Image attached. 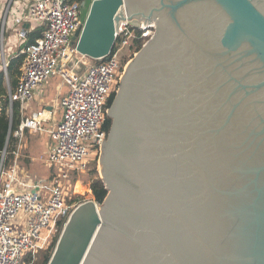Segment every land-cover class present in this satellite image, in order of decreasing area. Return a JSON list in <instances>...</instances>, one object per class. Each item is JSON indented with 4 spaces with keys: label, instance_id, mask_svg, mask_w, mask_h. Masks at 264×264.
<instances>
[{
    "label": "water",
    "instance_id": "obj_1",
    "mask_svg": "<svg viewBox=\"0 0 264 264\" xmlns=\"http://www.w3.org/2000/svg\"><path fill=\"white\" fill-rule=\"evenodd\" d=\"M79 17L94 61L120 21L154 34L106 108L107 194L47 264H264V0H82Z\"/></svg>",
    "mask_w": 264,
    "mask_h": 264
},
{
    "label": "built area",
    "instance_id": "obj_2",
    "mask_svg": "<svg viewBox=\"0 0 264 264\" xmlns=\"http://www.w3.org/2000/svg\"><path fill=\"white\" fill-rule=\"evenodd\" d=\"M80 3L0 0V72L5 78L9 56H24L18 82L8 94V114L14 103L19 107L20 123L14 132L18 144L8 166H4V153L0 158V264H33L26 258L46 250L58 226L63 229L75 208L84 203L78 199L76 185L94 160L98 164L102 140L107 137L103 129L106 104L126 65L121 68V60L133 41L140 40L143 46L154 34L153 25L136 30L126 20L120 21L109 59H88L76 52L72 40L81 26ZM37 27L43 28L41 36L27 44V34ZM53 76L68 88L60 99L61 117L55 124L52 108L30 109L38 99L37 91ZM28 110L31 113L26 115ZM26 130L46 133L51 140L44 158L51 172L46 180L30 178L21 164Z\"/></svg>",
    "mask_w": 264,
    "mask_h": 264
},
{
    "label": "trees",
    "instance_id": "obj_3",
    "mask_svg": "<svg viewBox=\"0 0 264 264\" xmlns=\"http://www.w3.org/2000/svg\"><path fill=\"white\" fill-rule=\"evenodd\" d=\"M43 28H35L32 31H30L26 36V42L27 44L33 43L36 39H38L41 36ZM142 47V42L140 40H135L131 43L130 48L128 52L125 54V56L121 60V68L124 66V64L127 62L128 59H130L133 55V53L137 52ZM9 65L7 68V78L4 77L3 72H0V158L1 155L5 154L4 159V166H8L14 155L13 152L16 151V147L18 144V140L16 137H14V132L18 130V126L20 123V116H19V107L17 103H14L12 105V113L11 115L8 114L9 109V98L8 94L9 91H12L17 82L18 78L21 74L20 68L24 60L23 55L15 56V53H12L9 56ZM114 93L109 97L106 108L109 106L111 100L113 99ZM111 120L105 116V123L103 125V129L107 132H109L110 129ZM97 166V159L94 160L89 168L91 166ZM86 170L85 172L89 171ZM95 168L93 169L92 173L96 175V178L92 180L90 184V191L93 197V200L97 203H102L104 200L107 191L104 187V184L102 180L97 176V172L95 171ZM84 172V173H85ZM83 174V173H82ZM80 174L79 177L82 175ZM26 261H30V257L26 258ZM48 262V255H45L44 260L41 263H35L34 264H47Z\"/></svg>",
    "mask_w": 264,
    "mask_h": 264
},
{
    "label": "rangeland",
    "instance_id": "obj_4",
    "mask_svg": "<svg viewBox=\"0 0 264 264\" xmlns=\"http://www.w3.org/2000/svg\"><path fill=\"white\" fill-rule=\"evenodd\" d=\"M127 51H124V53H126ZM134 54V53H133ZM133 57V55H132ZM131 57V58H132ZM128 59V61L131 60ZM126 62V63H127ZM2 64V60L0 59V65ZM118 74V73H117ZM48 82L51 83L52 86V92H57L58 88H61V95L64 94L65 90L68 89L67 86L63 87V82L61 81V79L58 76H53L50 78V80H48ZM116 85H117V81H116ZM68 92V90H67ZM60 95V97H61ZM60 97H56V102L52 101L51 107L53 108V115L56 117L60 116V109H59V102H60ZM60 98V99H59ZM59 99V100H58ZM45 127H47V125H45ZM37 141V142H35ZM23 142V148L21 149V154H22V158H21V164L25 167V169L28 172V175L30 176V178L32 179H43L46 180L48 179V177L50 176L49 171H47V166L44 163V158L45 156H43L47 150H48V146L51 143L50 139L47 137L46 134H38L36 136V140H34V142H32V137H30L29 134L25 133L24 134V138L22 140ZM41 152V154L39 153V151ZM36 154V155H35ZM43 154V155H42ZM95 171L97 172V176L100 178L99 175V166L97 164V166L95 165ZM93 166H91L89 168V171L83 173L80 177H79V185H77L76 190L79 192L78 195V199L80 200V202H87V201H93V197L90 191V184L92 182L93 179L96 178V175L92 173ZM61 229H62V225L60 224L57 228V233L55 235V238L52 242V244L43 251H38L34 256L30 255L27 258L30 257V261L35 263H41L44 258L45 255H48V260L52 254V251L56 245L57 240L59 239V236L61 234ZM33 256V257H32Z\"/></svg>",
    "mask_w": 264,
    "mask_h": 264
},
{
    "label": "crops",
    "instance_id": "obj_5",
    "mask_svg": "<svg viewBox=\"0 0 264 264\" xmlns=\"http://www.w3.org/2000/svg\"><path fill=\"white\" fill-rule=\"evenodd\" d=\"M84 70V68H82L80 71H83ZM48 80H50V78L48 79ZM48 80L47 81H45V83L42 85V87L37 91L38 93H39V96H38V99H37V101H35L32 105H31V111H36V110H40L41 108H47V109H51L52 107H51V105H53L52 104V101H54V102H56V97H60V95H61V88H58V90H57V92H52V86H51V83L50 82H48ZM65 85L63 84V87H64ZM67 90L68 89H66L65 90V92H64V94H62L61 95V97L60 98H62L66 93H67ZM59 98V99H60ZM58 99V100H59ZM59 109H60V107H59ZM31 111L30 110H28L27 112H26V115H29L30 113H31ZM52 111H53V108H52ZM60 117H61V109H60V116L59 117H56L55 118V116L53 115V123L55 124V123H57L59 120H60ZM52 125V123H49L48 124V126H51ZM25 133H27V134H29L30 135V137H32V142H34V140H36V136L38 135V134H41V133H36V132H32V131H29V130H26L25 132H24V134ZM42 134H46V133H42ZM47 135V134H46ZM47 137L49 138V136L47 135ZM24 138V137H23ZM50 139V138H49ZM51 141V140H50ZM35 142H37V141H35ZM35 142H34V144H35ZM51 145V144H50ZM49 145V146H50ZM48 146V147H49ZM39 151V150H38ZM39 153L41 154V152L39 151ZM46 154V153H45ZM45 154L43 155V156H45ZM36 155V154H35ZM23 166V165H22ZM24 167V166H23ZM47 171H49V174L51 173L50 172V170L47 168ZM49 178V177H48ZM78 185H79V183H78ZM76 188H77V185H76Z\"/></svg>",
    "mask_w": 264,
    "mask_h": 264
},
{
    "label": "bare ground",
    "instance_id": "obj_6",
    "mask_svg": "<svg viewBox=\"0 0 264 264\" xmlns=\"http://www.w3.org/2000/svg\"><path fill=\"white\" fill-rule=\"evenodd\" d=\"M94 214H96V213H95V210H94ZM69 217H70V216H69ZM68 221H69V218L67 219V222H66V224H65V225H67Z\"/></svg>",
    "mask_w": 264,
    "mask_h": 264
},
{
    "label": "flooded vegetation",
    "instance_id": "obj_7",
    "mask_svg": "<svg viewBox=\"0 0 264 264\" xmlns=\"http://www.w3.org/2000/svg\"><path fill=\"white\" fill-rule=\"evenodd\" d=\"M82 1V0H81Z\"/></svg>",
    "mask_w": 264,
    "mask_h": 264
}]
</instances>
